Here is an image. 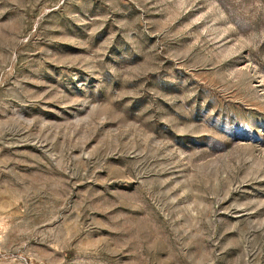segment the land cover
Returning a JSON list of instances; mask_svg holds the SVG:
<instances>
[{"label":"rangeland","instance_id":"374dc122","mask_svg":"<svg viewBox=\"0 0 264 264\" xmlns=\"http://www.w3.org/2000/svg\"><path fill=\"white\" fill-rule=\"evenodd\" d=\"M0 264H264V0H0Z\"/></svg>","mask_w":264,"mask_h":264}]
</instances>
